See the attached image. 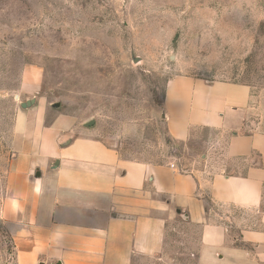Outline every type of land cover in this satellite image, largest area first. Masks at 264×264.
I'll return each mask as SVG.
<instances>
[{"label": "rangeland", "instance_id": "obj_1", "mask_svg": "<svg viewBox=\"0 0 264 264\" xmlns=\"http://www.w3.org/2000/svg\"><path fill=\"white\" fill-rule=\"evenodd\" d=\"M180 76L248 85L264 111V0H0V208L28 102L92 122L86 132L126 160L241 172L222 162L219 132L169 136L163 103ZM199 247L200 228L173 213L162 253L133 264H198ZM13 260L0 220V264Z\"/></svg>", "mask_w": 264, "mask_h": 264}, {"label": "crops", "instance_id": "obj_2", "mask_svg": "<svg viewBox=\"0 0 264 264\" xmlns=\"http://www.w3.org/2000/svg\"><path fill=\"white\" fill-rule=\"evenodd\" d=\"M252 98L245 84L180 76L163 103L173 140L219 132L237 174L126 160L69 116L38 103L20 110L0 208L14 264L157 257L173 213L200 228L198 264H264V111Z\"/></svg>", "mask_w": 264, "mask_h": 264}, {"label": "water", "instance_id": "obj_3", "mask_svg": "<svg viewBox=\"0 0 264 264\" xmlns=\"http://www.w3.org/2000/svg\"><path fill=\"white\" fill-rule=\"evenodd\" d=\"M30 106V102L26 103V105L24 107H29ZM92 125V122H89L86 124V126H90Z\"/></svg>", "mask_w": 264, "mask_h": 264}]
</instances>
